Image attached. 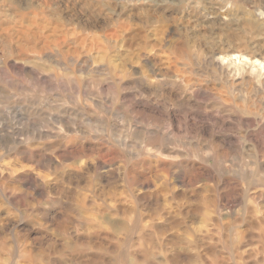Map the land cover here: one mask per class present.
I'll use <instances>...</instances> for the list:
<instances>
[{
  "label": "rangeland",
  "instance_id": "374dc122",
  "mask_svg": "<svg viewBox=\"0 0 264 264\" xmlns=\"http://www.w3.org/2000/svg\"><path fill=\"white\" fill-rule=\"evenodd\" d=\"M0 264H264V0H0Z\"/></svg>",
  "mask_w": 264,
  "mask_h": 264
}]
</instances>
